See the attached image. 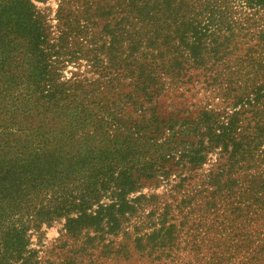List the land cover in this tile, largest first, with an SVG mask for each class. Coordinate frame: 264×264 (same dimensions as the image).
Instances as JSON below:
<instances>
[{"label":"trees","instance_id":"trees-1","mask_svg":"<svg viewBox=\"0 0 264 264\" xmlns=\"http://www.w3.org/2000/svg\"><path fill=\"white\" fill-rule=\"evenodd\" d=\"M34 1L45 0H0V264H38L29 231L57 219L63 238L80 239L60 264L97 248L168 255L174 224L146 230L136 211L149 199L129 194L166 176L165 161L195 168L210 152L204 204L222 210L205 262L260 264L264 0H57L54 24ZM185 83L221 108L159 117V95ZM126 103L140 112L132 121Z\"/></svg>","mask_w":264,"mask_h":264},{"label":"rangeland","instance_id":"rangeland-1","mask_svg":"<svg viewBox=\"0 0 264 264\" xmlns=\"http://www.w3.org/2000/svg\"><path fill=\"white\" fill-rule=\"evenodd\" d=\"M56 2L57 0L34 1L35 5L47 14L50 24L55 23L53 16ZM261 12L264 13V10ZM79 68L82 69V66L80 65ZM68 70H74V66L67 64L62 71L63 75L68 76ZM198 86H200L199 83H195V85L185 83L175 88L173 92L169 90L159 95V117H166L173 107L187 109L190 104L192 105L188 108L189 118L194 115L198 106L204 104L215 106L217 109L221 108L217 99H213L209 92L203 91L201 88L198 89ZM139 114L140 112L132 108L129 103L124 104L120 110L121 117L130 121L137 118ZM149 129L153 132L152 127ZM160 133L165 135L167 130L158 127V130L153 134L159 139L161 137ZM181 136L178 135L176 138L179 139ZM181 147V144L178 145L176 150ZM215 158L216 153L210 152L207 154L205 161L195 168L181 166V162L174 164V160H167L162 168V171L166 172V176L159 175L161 174L159 173L157 176L154 175L149 178L141 177L136 191L129 194L132 197L143 193L145 199H149L143 202L136 211V214H141L139 217L143 219V224L144 220L147 221V218H149L148 222H153L154 225L146 228V230L150 231L152 228L161 227V221H163V226L170 223L174 224V237H178V239L174 244L172 243L173 249L168 251V255L154 258L157 254L155 252L151 258H148L132 251L131 246H128L127 254L120 250L118 253L113 251L108 255H104L99 253V248H97L89 249L85 255H77L74 264H251L245 263L251 260H238L240 257L231 256L220 262L217 259L215 260L216 263L213 259L205 262L209 252L217 250L214 245L216 233L220 231V225L214 222V216L220 214L222 209L219 206L206 209L207 205L204 204L206 200H209L207 196L210 197L212 192L211 187L206 184L207 176L204 175L212 168ZM231 177L240 180L242 176ZM146 213L147 216L144 217ZM62 222V219H57L49 225L43 223L38 229L29 231L30 246L37 251L38 264L63 263L65 255H69V253H66L67 250L78 247L79 238H63L60 235ZM130 222L129 230L134 223L137 226L142 223L138 221L136 216L132 217ZM192 234L196 236L195 239L190 238ZM260 238L259 246L262 247L264 234H261ZM115 240L125 243L120 236L116 237ZM112 248L114 250L119 246L114 243ZM252 249L255 250L254 247ZM165 253L167 254V251ZM256 256L258 258L257 254ZM260 258L261 260L258 258L260 264H264V254H261ZM257 264H259L258 261Z\"/></svg>","mask_w":264,"mask_h":264}]
</instances>
